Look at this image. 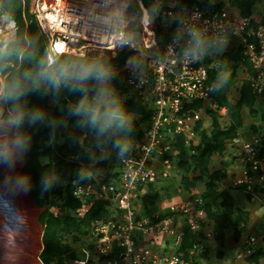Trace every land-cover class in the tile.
Here are the masks:
<instances>
[{"label": "built area", "instance_id": "2783aa9c", "mask_svg": "<svg viewBox=\"0 0 264 264\" xmlns=\"http://www.w3.org/2000/svg\"><path fill=\"white\" fill-rule=\"evenodd\" d=\"M135 2L140 12L130 8ZM164 4L168 7L159 11ZM44 5L59 19L67 14L78 20L70 23L65 17L62 24L69 28L68 32L52 30L40 17ZM30 11L45 37L47 58L52 63L67 52L99 58L130 52L124 64H115L112 77L121 78L129 91L152 110L142 137L130 143L126 152L117 151L118 163L111 170L118 172L116 175L104 180L102 170L94 175V180L73 179V196L83 202L74 211L77 216H84L97 201L108 203L109 208L106 218L91 225L93 236L81 248L83 257L73 263L88 264L113 255V264H187L179 250L180 240L185 224L195 233L205 228L208 217L203 198L166 201L161 210L147 218L135 203L141 202L149 185L167 181L177 168V136L183 135L186 145H197L192 137L202 107L194 109L192 105L209 100L214 82L209 79L204 56L218 51L208 48L198 59L185 57L191 31L196 29L211 37L212 45L220 46L219 49L230 42L240 49L255 72L254 88L262 93L264 23L255 27L251 17L232 16L224 8L213 10L197 4L180 8L178 0H154L153 10L145 7L142 0H35V8ZM133 23L138 27H132ZM101 34L107 37L105 43L99 41ZM57 40L65 43L67 51L54 48ZM262 136L264 128L251 137L238 136L233 140L239 146L238 161L242 165L233 186L251 195L264 190V157L259 152ZM166 211L170 213L162 217ZM160 238L169 246L156 247ZM242 246L239 260L261 264L250 257L264 248V240L249 234ZM200 247L199 243L193 246Z\"/></svg>", "mask_w": 264, "mask_h": 264}, {"label": "trees", "instance_id": "16d2710c", "mask_svg": "<svg viewBox=\"0 0 264 264\" xmlns=\"http://www.w3.org/2000/svg\"><path fill=\"white\" fill-rule=\"evenodd\" d=\"M146 7L150 10L154 8V0H142ZM258 0H232V5L239 10V14L242 17H251L252 24L256 27L262 21L257 22L252 15V7ZM180 8H188L194 4L204 6L207 1L198 0H178ZM168 6L164 4L159 8V11ZM220 8L219 6H216ZM140 12L138 5L133 3L130 6ZM5 10L14 21L16 26L15 39L6 45V50L0 53L6 52L8 54H0V76L3 79H10L13 76L19 74L25 68L32 67L36 60L42 56L47 57V44L45 37L41 33L35 15L29 10V3L24 0H0V11ZM219 10V9H218ZM160 30V29H159ZM218 45H211L209 50L218 51L215 55L204 56V61L209 65V79L211 82H216L220 73L226 72L232 67V72L229 75L228 82L219 89H214L210 93L209 100L216 103L218 109L226 108L230 113L232 123L226 128L222 129L216 118L213 119V133H208L203 130L201 132V140L198 145H186L185 137L179 135L176 137V149L177 160L176 165L178 171L187 174L189 171H198L199 176L193 178V182L187 183V186L192 185L194 181L208 177L207 182L208 191L202 194L204 200V209L207 213L208 219L217 223L216 226L222 228L225 226L230 216V212L235 205V197L231 191H225L223 196L226 202L223 205V211L214 210V198L218 181L225 178L226 172L218 170L210 172L209 161L214 152L221 154L226 148V142L232 141L238 137L239 129L243 126L242 109L248 107L249 114L253 118H257V123H253L251 128L253 132L257 133L264 128V103L255 108L256 98L261 96L264 100V90L262 93L254 88L251 83L243 84L240 89L239 98L231 102L226 94L229 87L236 80V67L246 62L250 66V70L255 74L250 63L244 59L240 49H229L222 51ZM218 54V55H217ZM130 52H123L115 58L104 59L112 66L115 64H124ZM78 58L71 54L60 55L53 63L63 57ZM88 58H91L88 56ZM233 63L231 66L230 63ZM85 92H71L67 88H61L59 91H53L49 89L46 93L41 89L39 92L30 91L27 93L25 99L29 106H43L47 110V104L49 100H54L59 104L64 105L62 110L55 107L52 114L46 117V120L42 123L28 125L25 123L24 127L31 134V143L28 151L22 156L24 164L22 167V173L31 177V184L29 186L30 195L35 200L39 207H44L43 212L39 216V221L43 227L42 244L43 248L39 254V258L43 264H53V260L64 254H68L71 258V262L83 257L81 246L89 234V228L93 222L97 219H103L108 216L109 208L108 203L104 201H97L88 210V212L79 217L75 214V209L81 207L83 202L73 196V179L79 182H86L94 180V175L99 170H103L104 180H109L113 175L118 172H113L114 167L107 165V157L102 160H98L95 164H91L97 155V148L99 145L113 146L114 142L119 137H127L129 144L136 142L142 137L146 129V124L151 116V108L144 104L139 98H136L130 93L129 89L124 85L121 78L116 77L112 79V87L116 88V93L119 99L126 107L129 114L137 115L138 118H131L132 125L131 130H123L121 132L106 131L99 133L97 128L91 127L86 123L82 124L80 118L72 115L70 112L71 103L75 104L82 95L92 97V87H96L95 82H88L85 86ZM134 96V97H133ZM70 103V104H69ZM206 102L197 101L193 103V108L198 109L202 107ZM213 113L212 110H209ZM47 114V112H46ZM65 122L73 124L72 129L65 133ZM201 126V121L197 120L195 130ZM64 137L65 141L60 142V138ZM115 151H119L117 147H114ZM260 156L264 157V136L261 137L259 146ZM73 156L70 158L69 156ZM106 156V154H105ZM83 164H91L89 170L83 169ZM84 172V177H81V172ZM47 173H54L58 176L59 182H56L47 190L42 192L41 177ZM187 179V178H185ZM165 183V182H164ZM55 185H59L55 192L53 188ZM165 184L163 187L149 185L148 190L142 193L140 197V203L147 209L146 212L150 213L157 207L156 201L161 200L160 193L165 191ZM167 195V194H166ZM251 194H247L250 196ZM55 197L60 200L57 202L59 207V214H55L50 210V207L56 206ZM65 214L61 215V212ZM170 212H164L162 217L167 216ZM138 214L137 216H139ZM205 230L202 229L198 233L192 232L190 228L184 225V235L180 240V252L188 264L187 256L189 250L193 248L195 243L201 244ZM71 237V244L64 243L63 239ZM86 237V238H85ZM74 243H78L79 249L74 248ZM202 248V247H201ZM221 255V253H220ZM264 255V251L259 249L255 254L250 257V260L260 262L261 256ZM110 257H100L98 261H89L88 264H113ZM109 259V260H108ZM197 264V263H192Z\"/></svg>", "mask_w": 264, "mask_h": 264}, {"label": "rangeland", "instance_id": "374dc122", "mask_svg": "<svg viewBox=\"0 0 264 264\" xmlns=\"http://www.w3.org/2000/svg\"><path fill=\"white\" fill-rule=\"evenodd\" d=\"M27 2V0H24ZM198 1H207L208 3L204 6L211 8L213 10H218L220 8H224L226 11L231 13L230 15L239 17V10L232 5V0H198ZM132 2V0H129ZM29 3V10H34L35 8V0H28ZM219 6L220 8L216 7ZM154 9V8H153ZM252 15L253 18L260 22L264 19V0H258L257 3L252 7ZM15 24V23H14ZM11 25V17L5 11H0V29L2 37L4 40L0 45V50L5 51L6 45L15 39L16 33V26L14 27V31L9 28ZM132 27H138L137 23H133ZM159 31V28H157ZM160 42L162 40L160 39ZM47 44V43H46ZM236 49L235 47L231 46V42L221 49L222 51L229 50V49ZM68 54L74 55L78 57L77 59H87L88 56L82 57L79 54L69 53ZM218 55V54H217ZM107 56V55H106ZM111 57H102V59H110ZM243 63L239 64L236 67V80L235 82L229 87L226 94L231 102L236 101L240 96V89L242 88L243 84L251 83L252 85L256 83L255 74L250 70V66L242 61ZM231 66L233 63H230ZM115 65H113L114 67ZM233 67V66H232ZM232 67L228 71V77L232 72ZM224 72L220 73L223 74ZM116 78V77H112ZM111 79V85H112ZM0 80H3V77L0 76ZM91 82V81H90ZM93 82V81H92ZM94 83V82H93ZM262 84L264 86V78L262 79ZM254 86V85H253ZM96 87H92V96L96 95ZM117 91L116 88H114ZM131 93V91H130ZM135 96L134 93H131ZM133 96V97H134ZM256 103L254 105L255 108H259L260 105L264 103V100L261 96L256 98ZM70 104V103H69ZM71 107L74 105L73 103L70 104ZM102 106V105H101ZM58 107L59 110H62L64 105L57 103L54 100H49L47 104V116L49 117L54 108ZM209 110H212L213 113H210ZM199 118L198 121H201V126L198 128V131L195 130V134L193 135L192 142H195L197 145L201 140V132L205 130L208 135H212L213 133V119L216 118L220 124L222 129L228 128L231 123L232 119L230 113L227 111L226 108H219L217 107L216 103L212 102L211 100L206 101V103L202 106L201 109L198 110ZM131 118H138L137 115H130ZM242 119H243V126L239 129L238 136H242L247 138L248 136L251 137L255 132H253L251 125L253 123H257V118H253L249 114V108L242 109ZM197 124V122H196ZM73 127V124L65 122V133L69 132ZM60 142H64L65 138L61 137ZM193 146L194 143H192ZM98 148L96 149V156L91 164H95L96 161L102 160L104 157H107V165L115 167L118 163L117 159V151H115L114 146L110 145H97ZM104 150L102 152V150ZM106 154V156H105ZM240 155L239 146H237L234 141L228 140L226 142L225 150L219 154L214 152L210 157L209 161V169L210 172H215L218 170L226 172L225 178H222L218 181V186L216 189V194L214 198V210L215 211H223V203L226 202L227 199L223 196L225 191H231L234 194L235 205H233V209L229 213L230 216L228 217V221L225 226L219 229L216 226L217 223L213 222L212 220L208 219L206 221L205 235L203 240L201 241L202 248L192 249L189 250V254L187 256L188 264L197 263V264H244L245 261L239 260L237 255L242 251L243 244L246 242L247 237L249 234H256L260 237L261 240H264V190L259 192L257 195H250L247 196L240 188H236L233 186V180L241 173L242 165L238 161V157ZM73 158V156H69ZM91 164H83L82 168L89 170ZM102 171V170H99ZM103 172V171H102ZM17 176L12 172L0 174V181L5 184V187L10 190L12 194V198L16 200V207L19 206V210L21 209V216L25 217L26 225L23 230L20 231H8L6 226L3 225V217H1L0 213V264H39L38 261L43 264L39 258L40 249L43 248L42 244V233L43 227L39 221V216L44 210V207H39L35 200L30 195L29 187L27 190L20 189L14 186L13 180ZM199 176L198 171H189V173L184 174L178 169L174 168L172 170V174L170 179L164 182H160L158 184H153L154 186L163 187L165 184L166 189L165 191L160 193L161 200L156 201L155 204H158V208L156 207L153 212H157L158 209L161 210L162 206L166 201L169 200H176L179 198H188V197H195L200 196L208 191L207 182L209 181L208 177L200 178L192 185L187 186V183L193 182V178ZM58 177V176H57ZM187 178V179H185ZM59 182V179H57ZM59 185H55L52 192L56 191ZM147 188L144 190L143 193L147 192ZM29 193V194H28ZM21 194H28V202H24L21 199L19 200L17 196ZM167 194V195H166ZM20 201V202H19ZM57 197H55L56 206L50 207V210L55 213L59 214V207L57 206V202H59ZM29 203V204H28ZM137 210L140 212L142 216L150 217L153 212H146L147 209L141 203H135ZM32 211V212H31ZM61 212V215L65 214ZM24 216H23V215ZM29 222H34L38 225L39 234L37 241L35 244L31 242L28 238V234L30 233L32 226H28ZM87 235V238L92 237L93 235L90 233ZM254 230V231H253ZM39 239V240H38ZM161 239V240H160ZM158 240L159 243L155 244L156 247H160L162 245L169 246L168 243L164 241L162 242V238ZM165 239V238H164ZM168 239V238H167ZM86 241V240H85ZM64 243L71 244V237H67L63 239ZM74 248L77 250L79 249L78 243L73 242ZM85 245V242H84ZM82 245V246H84ZM81 246V247H82ZM264 251V248H262ZM221 253V255H220ZM261 264H264V255L260 258ZM96 263V262H95ZM53 264H75L71 262V258L68 257V254H64L60 256L59 261L58 257L53 260ZM105 264H107L105 262Z\"/></svg>", "mask_w": 264, "mask_h": 264}, {"label": "clouds", "instance_id": "9594fccd", "mask_svg": "<svg viewBox=\"0 0 264 264\" xmlns=\"http://www.w3.org/2000/svg\"><path fill=\"white\" fill-rule=\"evenodd\" d=\"M190 36L184 55L192 60L204 55L214 42L211 37L196 29L191 31ZM113 72V66L99 57L77 59L65 56L52 63L46 56H42L32 67L25 68L10 79L0 80V128L9 130L0 132V162L12 166L28 151L31 134L24 127L26 122L34 125L46 120L44 107L29 106L25 99L30 91L39 92L43 89L46 93L49 89L59 91L67 88L71 92H85L84 86L93 81L97 85L96 95H82L72 105L71 114L79 117L82 124L97 128L101 134L106 131H130V114L111 85ZM228 78L227 72L219 75L212 89L221 88L228 82ZM113 146L124 153L130 145L127 137H119ZM84 175L82 171L81 177ZM57 179L54 173L44 174L41 177L42 192L47 191ZM13 183L15 187L27 190L31 177L21 174L14 178Z\"/></svg>", "mask_w": 264, "mask_h": 264}, {"label": "bare ground", "instance_id": "6f19581e", "mask_svg": "<svg viewBox=\"0 0 264 264\" xmlns=\"http://www.w3.org/2000/svg\"><path fill=\"white\" fill-rule=\"evenodd\" d=\"M46 8H48V6L44 5V11L41 12L40 17L43 20V23L45 24V26H47L48 28L52 30L68 32L69 28H66L62 24L65 20V17L66 18L68 17V22L70 23H71V20H75V21L78 20V18L72 17V16L69 17V15L67 14H65V16H62V18L59 19L57 15H55L52 11L47 10ZM145 20H146V14H145ZM14 27H15L14 21L11 19V25L9 26V28L12 30V33L14 31ZM1 33L2 32L0 29V34ZM3 40L4 39L0 37V45L2 44ZM99 41H101V43H105L107 41V37L105 36V34H101ZM54 48L58 49L60 52L67 51L65 43L61 42L60 40H57V42L54 45ZM17 170L18 169L14 167V174H17ZM23 200L25 202V199ZM0 213L2 215L1 217H3L2 226H6L8 231H12V232L20 231V230H23L25 226H27L25 217H22L20 215L21 209L19 210V206L16 207V204L12 203L7 198V196H3L1 194H0ZM28 226H32V229L30 233L28 234V238L31 240L33 244H35L38 238V234H39L38 225L34 222H29ZM38 263L41 264L39 261Z\"/></svg>", "mask_w": 264, "mask_h": 264}, {"label": "crops", "instance_id": "0c3cea01", "mask_svg": "<svg viewBox=\"0 0 264 264\" xmlns=\"http://www.w3.org/2000/svg\"><path fill=\"white\" fill-rule=\"evenodd\" d=\"M5 131H9V130H5V129L0 128V132H5ZM23 164H24V160H23L22 156L12 166H8V165L4 164L3 162H0V174L10 173V172L14 173V167H16V169H18L17 170V176L21 175V174H23L22 173ZM0 194L3 195V196H7V198L12 203L16 204V200H15V198L13 200L10 190H8V188L5 187V184L3 182H1V181H0ZM28 194H21L20 196H17V198L19 200L21 199L22 201H24L23 199H25V201L28 202ZM233 196H234V194H233ZM41 250H42V248L40 249V252H41Z\"/></svg>", "mask_w": 264, "mask_h": 264}]
</instances>
